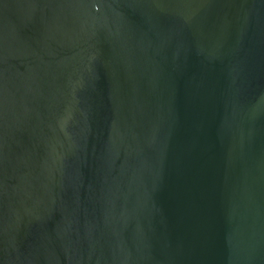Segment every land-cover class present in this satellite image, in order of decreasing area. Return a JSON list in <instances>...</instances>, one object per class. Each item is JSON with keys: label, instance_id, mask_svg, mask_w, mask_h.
I'll return each instance as SVG.
<instances>
[{"label": "water", "instance_id": "1", "mask_svg": "<svg viewBox=\"0 0 264 264\" xmlns=\"http://www.w3.org/2000/svg\"><path fill=\"white\" fill-rule=\"evenodd\" d=\"M0 264H264V0H0Z\"/></svg>", "mask_w": 264, "mask_h": 264}]
</instances>
